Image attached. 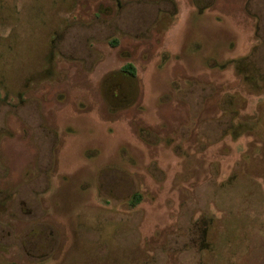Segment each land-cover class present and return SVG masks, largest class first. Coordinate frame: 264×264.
I'll return each mask as SVG.
<instances>
[{
	"label": "rangeland",
	"instance_id": "1",
	"mask_svg": "<svg viewBox=\"0 0 264 264\" xmlns=\"http://www.w3.org/2000/svg\"><path fill=\"white\" fill-rule=\"evenodd\" d=\"M174 1L0 0V264H264V0Z\"/></svg>",
	"mask_w": 264,
	"mask_h": 264
},
{
	"label": "flooded vegetation",
	"instance_id": "2",
	"mask_svg": "<svg viewBox=\"0 0 264 264\" xmlns=\"http://www.w3.org/2000/svg\"><path fill=\"white\" fill-rule=\"evenodd\" d=\"M172 2H175L174 0H170ZM215 0H192L193 8L199 9L200 13H204V5H207L208 7L214 5ZM177 9L175 8L174 11H160V13H166V12H175ZM231 60L229 59L227 62H230ZM219 61H217L218 63ZM232 62V61H231ZM248 77V76H247ZM253 79L256 84L261 83V80L264 79V76L260 75V77H253V74H251V77H248V79Z\"/></svg>",
	"mask_w": 264,
	"mask_h": 264
},
{
	"label": "trees",
	"instance_id": "3",
	"mask_svg": "<svg viewBox=\"0 0 264 264\" xmlns=\"http://www.w3.org/2000/svg\"><path fill=\"white\" fill-rule=\"evenodd\" d=\"M123 71L126 72V73H128V74H130V75H132V76H136V67H135L133 64H131V63H126V64L124 65V67H123ZM253 77L255 78L256 76H253ZM249 80H250L251 82L254 81L252 78L249 79ZM263 80H264V79H263ZM263 80H262V81H263ZM254 82H255V81H254ZM259 84H260V83H259ZM259 84H257V85L259 86ZM254 128H258V124L255 125ZM139 200H140V196L135 195V199H134L133 203L136 204V203L139 202Z\"/></svg>",
	"mask_w": 264,
	"mask_h": 264
}]
</instances>
